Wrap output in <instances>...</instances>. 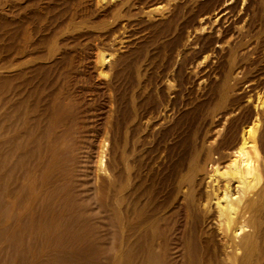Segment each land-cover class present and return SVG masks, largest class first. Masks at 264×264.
<instances>
[{"label": "bare ground", "instance_id": "1", "mask_svg": "<svg viewBox=\"0 0 264 264\" xmlns=\"http://www.w3.org/2000/svg\"><path fill=\"white\" fill-rule=\"evenodd\" d=\"M0 264H264V0H0Z\"/></svg>", "mask_w": 264, "mask_h": 264}, {"label": "rangeland", "instance_id": "2", "mask_svg": "<svg viewBox=\"0 0 264 264\" xmlns=\"http://www.w3.org/2000/svg\"><path fill=\"white\" fill-rule=\"evenodd\" d=\"M14 209H15V206H14ZM13 213H14V210L12 211L11 209L3 211V213L1 214V221L3 222L2 226L5 224L8 225L10 223L7 217H10Z\"/></svg>", "mask_w": 264, "mask_h": 264}]
</instances>
